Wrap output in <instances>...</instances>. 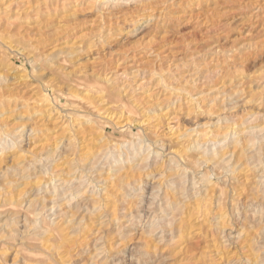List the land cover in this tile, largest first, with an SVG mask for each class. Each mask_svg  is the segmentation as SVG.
<instances>
[{
  "label": "rangeland",
  "instance_id": "374dc122",
  "mask_svg": "<svg viewBox=\"0 0 264 264\" xmlns=\"http://www.w3.org/2000/svg\"><path fill=\"white\" fill-rule=\"evenodd\" d=\"M0 264H264V0H0Z\"/></svg>",
  "mask_w": 264,
  "mask_h": 264
},
{
  "label": "bare ground",
  "instance_id": "6f19581e",
  "mask_svg": "<svg viewBox=\"0 0 264 264\" xmlns=\"http://www.w3.org/2000/svg\"><path fill=\"white\" fill-rule=\"evenodd\" d=\"M65 50V49H64ZM69 51V50H68ZM67 51V52H68ZM57 56V55H56ZM137 72H135V73H133V75H135V76H137ZM187 80H188V78H187ZM187 80H185V81H187ZM160 81H158V83H159ZM157 83V84H158ZM163 83V82H162ZM137 84V82L135 83V86H133V88L135 87V88H138V87H140L141 85H142V83L141 84H138V85H136ZM156 84V85H157ZM159 85V84H158ZM163 85V87H165V83H163L162 84ZM95 90L94 89H92V88H87V89H85V94H83L84 96H80L79 95V93H77L76 91H71L68 95H69V98H71V99H76V100H83L84 101V99L86 100V98H88V97H92L93 95V92H94ZM180 92H182V91H180ZM95 93L97 94V95H99V94H101L100 93V91H95ZM178 94H180L179 93V91H177V90H173L170 94H169V97H168V99L171 97V96H178ZM42 101V102H47V97L46 96H42L40 99H39V101ZM88 100V99H87ZM72 101V100H71ZM74 101V100H73ZM72 101V102H73ZM190 101H192V100H190ZM77 102V101H76ZM90 104V103H89ZM90 105H92V104H90ZM195 108H196V105H195ZM94 110H95V108H94ZM190 110H192V109H190ZM209 112V111H208ZM172 119H174V118H172ZM206 124H203L202 125V129H201V131H191L192 133H194L195 135H194V138H192V141L193 142H196L197 143V145H201V144H204V146L208 143V144H216L217 145V142L218 141H215V140H213V139H211L212 137V134H213V132L212 131H210L209 130V127H208V124L205 126ZM204 126V127H203ZM215 126H217V125H215ZM61 127H62V132L64 133L65 132V130H66V125L64 126V123L61 125ZM222 130L224 131H221L220 133H222V139H224V140H226V139H228L229 137H231L232 136V127L231 128H229V127H227V128H222ZM97 132V131H96ZM192 133H190V134H185V137H187V138H189L190 136L189 135H193ZM68 136H70V135H68ZM67 136V139L68 140H65V141H67V142H70V137H68ZM229 136V137H228ZM237 137V136H236ZM14 141V140H13ZM222 144V143H221ZM12 146H13V148H15L16 147V144H15V142L12 144ZM202 147V146H201ZM213 148V147H212Z\"/></svg>",
  "mask_w": 264,
  "mask_h": 264
}]
</instances>
